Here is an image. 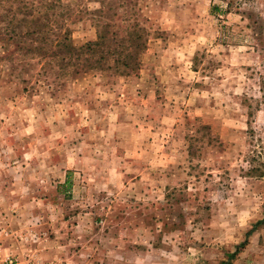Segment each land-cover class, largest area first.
<instances>
[{
	"label": "rangeland",
	"instance_id": "374dc122",
	"mask_svg": "<svg viewBox=\"0 0 264 264\" xmlns=\"http://www.w3.org/2000/svg\"><path fill=\"white\" fill-rule=\"evenodd\" d=\"M61 1L73 43L95 39L98 1ZM112 1L149 38L135 74L0 48V246L20 264H221L246 241L229 264H264V0Z\"/></svg>",
	"mask_w": 264,
	"mask_h": 264
},
{
	"label": "trees",
	"instance_id": "16d2710c",
	"mask_svg": "<svg viewBox=\"0 0 264 264\" xmlns=\"http://www.w3.org/2000/svg\"><path fill=\"white\" fill-rule=\"evenodd\" d=\"M40 1L35 6L22 0H0V48L6 52V57L16 53L43 58L46 63L54 62L74 75L93 71L131 75L139 71L140 56L149 38L142 24L133 19L134 22H129L128 18L121 17V24L111 20V16L117 14L115 7L120 4L97 0L98 7L86 11L97 16L96 37L75 44L71 29L66 25L72 17V4L61 0ZM10 46L13 49L8 52ZM262 222L263 219L257 221L254 227ZM245 244L246 241L237 244L228 254V260L221 264H229Z\"/></svg>",
	"mask_w": 264,
	"mask_h": 264
},
{
	"label": "built area",
	"instance_id": "2783aa9c",
	"mask_svg": "<svg viewBox=\"0 0 264 264\" xmlns=\"http://www.w3.org/2000/svg\"><path fill=\"white\" fill-rule=\"evenodd\" d=\"M6 247L0 246V264H20L22 261L19 257L6 251ZM27 264H44L39 259L33 262L26 261Z\"/></svg>",
	"mask_w": 264,
	"mask_h": 264
},
{
	"label": "crops",
	"instance_id": "0c3cea01",
	"mask_svg": "<svg viewBox=\"0 0 264 264\" xmlns=\"http://www.w3.org/2000/svg\"><path fill=\"white\" fill-rule=\"evenodd\" d=\"M34 247L36 248V250H41V251L45 252V254H46V253L49 254L51 248H52V247L54 248V246H32L31 248H34ZM47 248H49L48 251H46ZM58 249H61V246H60V248H58ZM29 250H30V252H31V249H30V248H29ZM55 256L57 257L58 255H55ZM59 258H61V257L59 256ZM59 258L57 257V259H59Z\"/></svg>",
	"mask_w": 264,
	"mask_h": 264
}]
</instances>
